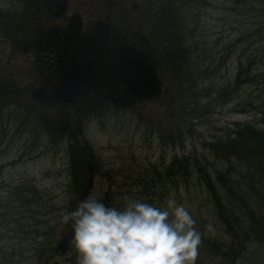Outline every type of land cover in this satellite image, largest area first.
<instances>
[{
  "label": "rangeland",
  "instance_id": "obj_1",
  "mask_svg": "<svg viewBox=\"0 0 264 264\" xmlns=\"http://www.w3.org/2000/svg\"><path fill=\"white\" fill-rule=\"evenodd\" d=\"M55 1L0 0V264H74V247L66 258L57 252L72 231L60 216L78 206L91 175V194L106 204L119 207L125 195L157 205L175 198L202 231L212 218L207 182L219 186L227 171L247 169L212 144L237 124L264 126V0L175 2L173 25L188 53L182 70L161 41L175 32L161 22V0H68L92 37L108 36L96 77L69 105L54 99L62 66L37 54L38 38H55ZM125 44L147 55L163 82L160 98L125 91L116 71ZM242 64L253 75L236 87ZM41 88L45 101L34 96ZM201 253L203 245L196 261Z\"/></svg>",
  "mask_w": 264,
  "mask_h": 264
},
{
  "label": "clouds",
  "instance_id": "obj_2",
  "mask_svg": "<svg viewBox=\"0 0 264 264\" xmlns=\"http://www.w3.org/2000/svg\"><path fill=\"white\" fill-rule=\"evenodd\" d=\"M72 230L75 264H195L205 232L175 198L157 205L125 195L121 206L89 193L60 216ZM216 225H206L214 235Z\"/></svg>",
  "mask_w": 264,
  "mask_h": 264
},
{
  "label": "trees",
  "instance_id": "obj_3",
  "mask_svg": "<svg viewBox=\"0 0 264 264\" xmlns=\"http://www.w3.org/2000/svg\"><path fill=\"white\" fill-rule=\"evenodd\" d=\"M161 1L164 2L159 12L161 22L173 29V24L179 22L173 6L181 0ZM174 31L167 32L161 41L171 48L172 53L168 52V55L183 63L179 68L182 70L188 53L181 43L180 29L175 27ZM252 75L251 64H242L236 77V87L250 82ZM212 150L219 156L228 153L234 162H247V169L227 171V176L219 177V186L207 182L209 188L206 192L212 206L210 221L216 225V232L214 235L206 233V225L210 221L203 224V253L198 258L202 260L195 261V264H206L209 258H218L219 264H264V192H258L257 186H250L255 181L264 187V126L256 121L237 124L224 142L212 144ZM248 188L256 191V206L250 201Z\"/></svg>",
  "mask_w": 264,
  "mask_h": 264
},
{
  "label": "flooded vegetation",
  "instance_id": "obj_4",
  "mask_svg": "<svg viewBox=\"0 0 264 264\" xmlns=\"http://www.w3.org/2000/svg\"><path fill=\"white\" fill-rule=\"evenodd\" d=\"M66 3L67 9L64 13L65 2L57 0L51 4L50 14L57 22V30L54 32L55 38L54 40L44 36L41 39L38 38L36 40L37 48H39L37 54L46 55L56 61L57 65L62 66L63 74L60 76L59 82L79 65H84L86 68L92 65L93 81L102 62H104L103 53L108 49L107 44L101 45L102 37L104 36L103 38L106 40L108 36L100 31L96 36L92 37L88 32V23L85 18L79 12L77 13L82 16V21L74 16L76 13L69 14L68 0H66ZM73 20L74 22H72ZM59 22H61V25ZM59 82L56 87H59Z\"/></svg>",
  "mask_w": 264,
  "mask_h": 264
},
{
  "label": "water",
  "instance_id": "obj_5",
  "mask_svg": "<svg viewBox=\"0 0 264 264\" xmlns=\"http://www.w3.org/2000/svg\"><path fill=\"white\" fill-rule=\"evenodd\" d=\"M118 62L119 78L129 94L145 100L156 99L162 95V84L158 74L150 67L145 54L131 46H125L118 54ZM92 71V65L87 68H75L57 89V99L64 103L71 102L77 96L80 88L90 81ZM91 188L92 180L81 199L88 195ZM71 239L72 236L59 245L62 254L69 250Z\"/></svg>",
  "mask_w": 264,
  "mask_h": 264
}]
</instances>
